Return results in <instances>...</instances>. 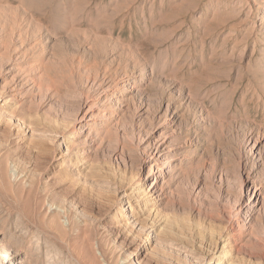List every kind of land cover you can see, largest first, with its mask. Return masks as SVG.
<instances>
[{
	"label": "rangeland",
	"instance_id": "1",
	"mask_svg": "<svg viewBox=\"0 0 264 264\" xmlns=\"http://www.w3.org/2000/svg\"><path fill=\"white\" fill-rule=\"evenodd\" d=\"M6 247L25 264H264V0H0Z\"/></svg>",
	"mask_w": 264,
	"mask_h": 264
},
{
	"label": "bare ground",
	"instance_id": "2",
	"mask_svg": "<svg viewBox=\"0 0 264 264\" xmlns=\"http://www.w3.org/2000/svg\"><path fill=\"white\" fill-rule=\"evenodd\" d=\"M257 142L255 144H257ZM255 144H253L254 147H255ZM169 145H171V144H169ZM169 145H167L166 143L163 142V143L159 144V146H157V149H156L155 153H156V156H157L158 160H160L162 158L164 159V157H166L167 155H170V153L172 152L171 149H173V148L170 149ZM155 153H154L153 156H155ZM157 181H158V179H157ZM157 181L153 182V184L151 185V188L149 190L143 191L141 193V195H139L137 197L138 201L143 203V205L140 208L142 210H139V211L143 212V210L148 208L151 212H155V209H156L155 207L158 205V203L160 202V199H161L160 195L158 193V187H157L158 182ZM153 185H154V187H153ZM247 186H249V190L250 189L254 190L253 195H255V192L258 190V186L256 185V183L253 182L252 180H249V182L247 181ZM248 205H250V206H247L246 210H247V212H251L253 210V208L256 207L257 204L253 203V202H249ZM244 206H246V205H244ZM133 208L135 210L134 206H133ZM149 210H148V213H149ZM133 214H132L131 217H133ZM150 214L152 215V213H150ZM135 221H136V219H135ZM137 223H138V221H137ZM10 250H11V248H7L6 247L5 248V252L3 254L0 251V253H1L0 254V264H25L26 263V262H24L22 260V258H20V256L17 254V252H15V251L11 252ZM9 252H11V253H9Z\"/></svg>",
	"mask_w": 264,
	"mask_h": 264
}]
</instances>
